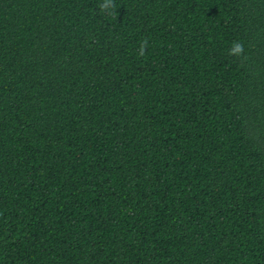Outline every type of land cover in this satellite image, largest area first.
Returning <instances> with one entry per match:
<instances>
[{
    "label": "trees",
    "instance_id": "trees-1",
    "mask_svg": "<svg viewBox=\"0 0 264 264\" xmlns=\"http://www.w3.org/2000/svg\"><path fill=\"white\" fill-rule=\"evenodd\" d=\"M105 3L0 0V264H264V0Z\"/></svg>",
    "mask_w": 264,
    "mask_h": 264
},
{
    "label": "clouds",
    "instance_id": "clouds-1",
    "mask_svg": "<svg viewBox=\"0 0 264 264\" xmlns=\"http://www.w3.org/2000/svg\"><path fill=\"white\" fill-rule=\"evenodd\" d=\"M104 6L105 7H109V6L114 7V5L112 4V0H106V3ZM242 51H243V46L240 45L239 43H234V46L232 48V52L235 54H240V53H242Z\"/></svg>",
    "mask_w": 264,
    "mask_h": 264
}]
</instances>
